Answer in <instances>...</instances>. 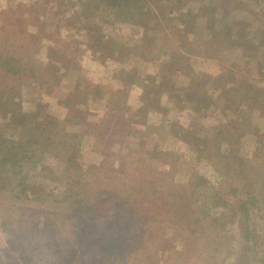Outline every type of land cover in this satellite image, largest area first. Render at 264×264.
<instances>
[{
    "label": "rangeland",
    "instance_id": "374dc122",
    "mask_svg": "<svg viewBox=\"0 0 264 264\" xmlns=\"http://www.w3.org/2000/svg\"><path fill=\"white\" fill-rule=\"evenodd\" d=\"M9 48L21 60L0 72L2 96L78 132L81 169L68 167L59 145L27 172L30 183L57 195L67 169L93 180V168L106 165L123 180H154L161 196L170 179L203 199L195 214H207L204 239L194 247L202 254L184 252L181 226L163 225L159 234L172 239L153 264H264V0H0V55ZM23 128L0 107L1 136L38 133ZM230 136L248 176L238 162L228 173V158L210 155L217 142L228 154ZM50 168L56 180L44 179ZM52 202L0 195V264H81L64 251ZM16 204L37 211L13 223ZM246 218L256 233L243 251Z\"/></svg>",
    "mask_w": 264,
    "mask_h": 264
},
{
    "label": "trees",
    "instance_id": "16d2710c",
    "mask_svg": "<svg viewBox=\"0 0 264 264\" xmlns=\"http://www.w3.org/2000/svg\"><path fill=\"white\" fill-rule=\"evenodd\" d=\"M20 60L19 52L9 48L4 57L0 55V72L15 71L16 63ZM3 89V87L0 88L1 100L4 98ZM0 107L10 113L12 120L23 122L25 127L23 131L26 135L29 131L38 132L34 134V138L29 136L22 140L0 135V195L11 192L16 199L21 201L31 196L39 198L44 195L46 199L54 200V203H49V205L54 204L50 206V212L53 217H62L59 221L64 226L65 232L62 245L69 257L75 253L76 259L81 264H153L159 260L160 250L163 249L161 251L163 252L168 241L172 239V234L168 236L167 232H165L166 236H164L165 233L159 234V229L163 225L167 226V229L181 226L184 233L182 239L183 246L185 244L184 252L191 250L195 255L202 254V251L194 247L200 246L204 239L201 226L205 225L207 214L202 216L195 214L202 206L203 199L196 197L193 190L191 192L188 189L179 191L178 187L169 184L170 179L164 178L167 195L163 193L161 197L159 190L151 188L154 180L151 182L142 178L123 180L113 174L108 166L99 165L98 170L93 168V173H91L93 180L82 178L81 172H85L83 170L77 173L74 167L67 169V186L63 193L53 195L51 191L46 192L43 184L28 181L27 172L42 161L47 152L58 149L57 152L61 153L62 147L68 152L64 157L68 167L75 163L77 169H81L80 161L75 162L79 144L75 138L78 132L66 129L64 123L57 117L45 115L40 119L38 111L34 113L22 111L9 98L3 100V103L0 102ZM30 116L32 119L29 118ZM33 119L38 122L37 129L27 128L26 121ZM46 124H54L56 128L54 134L59 137V141L51 135ZM43 125L45 128H42ZM228 140L234 146L231 136ZM216 146L214 147L215 152L212 151L210 155L217 154L228 158L225 163L229 165L230 161L231 167L228 166L226 172L230 173L234 166L232 163L238 162L240 167L238 169L248 176V162L245 158L238 156L234 151L235 146L228 154L221 153L219 142ZM45 168L49 167L45 165ZM47 171L44 179H57L52 168ZM200 181L196 180L197 184ZM191 185H194L193 181L188 188ZM156 195L158 196L155 197ZM203 195H209V193L205 192ZM166 201H169L168 209L156 207V204L160 205ZM45 205L48 206V204ZM28 210H32L31 213L37 211L29 204H16L10 210L9 221L16 222L14 217L22 214L23 211L25 213L22 215L28 214L29 212L26 213ZM190 210L194 214H190ZM189 214L195 217L191 219ZM49 224L54 225L52 221ZM243 224L241 237L247 239V242L242 249L247 251L251 247L250 241L255 236L254 230L256 229L250 227L247 218ZM243 253L241 250V254ZM182 254H184L183 251Z\"/></svg>",
    "mask_w": 264,
    "mask_h": 264
}]
</instances>
